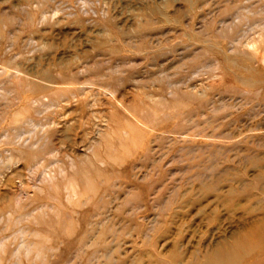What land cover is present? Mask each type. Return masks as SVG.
<instances>
[{
    "label": "rangeland",
    "instance_id": "374dc122",
    "mask_svg": "<svg viewBox=\"0 0 264 264\" xmlns=\"http://www.w3.org/2000/svg\"><path fill=\"white\" fill-rule=\"evenodd\" d=\"M0 264H264V0H0Z\"/></svg>",
    "mask_w": 264,
    "mask_h": 264
}]
</instances>
